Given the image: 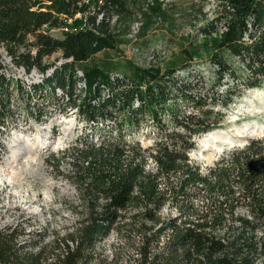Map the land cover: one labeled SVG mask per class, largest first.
Here are the masks:
<instances>
[{
    "label": "trees",
    "instance_id": "trees-1",
    "mask_svg": "<svg viewBox=\"0 0 264 264\" xmlns=\"http://www.w3.org/2000/svg\"><path fill=\"white\" fill-rule=\"evenodd\" d=\"M205 1L213 3V16ZM190 6L179 9L176 0H0V46L13 64L26 73L53 67L32 85L34 95L47 89L57 110L76 108L80 120L91 123L63 151L73 160L77 221L46 242L23 239L29 231L19 224L0 227V264H111L98 246L112 234L113 245L135 246V264H264V139L231 147L205 171L188 157L195 137L220 126L224 112L215 106L228 107L234 95L264 83V0H191ZM76 11L85 18L72 24ZM185 22L195 30L191 38L202 36L212 47L216 77L204 93L197 91L201 77L183 80L154 62L141 67L127 59L125 71L109 62L86 65L100 52L116 54L122 44L162 41L152 38L156 33L173 37ZM133 23H139L135 31ZM56 52L58 60L44 63ZM181 52L183 68L191 69L195 49ZM223 53L236 56L248 75L241 78ZM226 77L233 86L219 92ZM80 80L84 91L75 89ZM25 88L0 71V123L16 90L31 100ZM181 105L193 110L181 113ZM142 119L162 133L151 147L127 139L139 134Z\"/></svg>",
    "mask_w": 264,
    "mask_h": 264
},
{
    "label": "rangeland",
    "instance_id": "rangeland-1",
    "mask_svg": "<svg viewBox=\"0 0 264 264\" xmlns=\"http://www.w3.org/2000/svg\"><path fill=\"white\" fill-rule=\"evenodd\" d=\"M176 1L179 9L190 11L191 0ZM212 4V2H204V10L207 11V15L209 16L214 15ZM84 18L80 12L76 11L68 19V22L71 21L74 24L75 20H84ZM185 23L186 26H183L173 37H164L161 33H156L152 38H162V41H158L150 46L149 44L146 45L142 40L139 46L131 44L124 46L122 44L118 46L116 54L100 52L95 55L93 60L88 61L86 65L92 64L94 61L100 63L109 62L114 69L125 71V62L127 59L141 67H148L150 63L154 62L163 71L175 69L176 76L183 80L186 79L187 81L195 82L197 78L201 77V83L203 82L204 85L201 90L197 91L198 93H204L210 89L216 77L215 72L209 65L212 47L202 36H199L196 41L191 38L195 30L193 31V27L187 24L188 22ZM53 33L59 35V33ZM182 48L195 49L192 62L193 66H190L191 69L189 70L188 67L184 69V66H182V63H185L184 56L181 52ZM1 52L3 53V62L10 64L11 61L8 57L6 59L4 58L5 54L3 49ZM59 54V52H56L50 57L44 58V63L58 60ZM223 56L241 78L248 75L249 72L236 56H231L228 53H223ZM10 71L11 74L22 78L29 84H39L43 78L37 73L24 76L25 74L20 69L16 70L14 67ZM228 86H233L231 77H226L223 85L216 87V89H219V92H225ZM28 90H31V87ZM41 92L38 94L37 101H34V103L50 111L55 107L51 106L53 100L51 101V97L48 98V96L42 101L39 100ZM48 93H50L49 90L43 95L46 96ZM29 94L33 96V92ZM233 97V102L228 107L224 108L219 105L214 107L224 112V118L220 126L211 131L213 135L218 136L220 143L222 142V147L219 142L210 140V136L207 137L206 142L201 141L200 138L208 134L205 133L195 137V147L188 152L189 159L193 163L199 164L202 171L212 166L232 146L241 147V145H245L251 139L263 136L260 132L250 135L245 133L250 132L246 131L247 128L255 124H260L264 127V83L257 90L245 89L241 95H234ZM22 99L24 97L19 96L16 90L15 97L12 98L11 103L16 102L15 104H17ZM22 101L24 102V100ZM180 107L182 108L181 113L193 110L187 105H181ZM66 108L63 109L67 111ZM67 116L66 121L57 122L59 124L58 134L55 132L52 135L53 141H48V145L45 147H38L36 150L39 152V156L35 159L28 158L27 161H24L22 170L18 169L20 171L17 170L15 172L16 174H11L9 167L10 153L14 149L13 142L9 136L10 134H0V144H3L8 151V154L0 155V227L19 224L20 227L25 229V232L29 231L23 239H32V241L42 240V242H46L48 239H52L54 236L61 235L66 230L71 229L78 219V213L74 208L79 205L80 199L77 188L69 178L73 160L70 154H63V151L76 145L74 132L77 129L78 122L84 123V121L80 120L78 113L75 115V120L71 117L72 114H68ZM20 119L21 117L18 120ZM145 119H142L141 124L136 126L139 128V134L134 133L127 139L133 141L137 139L140 141L142 147H151V145H154L156 138L162 136V133L158 127H151L148 120ZM30 125H32V121ZM41 131V126H37L32 133H26L23 144L20 143L19 145L20 152H25L26 147L31 145L37 136L42 135ZM39 139L41 142L44 138L40 137ZM224 139L231 143L223 145L222 140ZM51 142L54 144H51ZM238 142L240 145H237ZM52 154L54 155V159L52 158ZM20 156L22 157V155ZM18 166L19 164L16 166L13 165L12 167L18 168ZM240 212H244V210L240 209ZM36 232H41L42 234L38 236ZM43 233L44 236H42ZM134 240L137 241L136 238ZM114 241L115 237L112 234L101 242L98 246V252L106 256L107 261L111 264H135V259L137 258L135 246H131V242L122 243L121 245L115 243L113 245ZM116 257L117 262L114 263L113 261ZM93 263H99V260L97 259Z\"/></svg>",
    "mask_w": 264,
    "mask_h": 264
},
{
    "label": "built area",
    "instance_id": "built-area-1",
    "mask_svg": "<svg viewBox=\"0 0 264 264\" xmlns=\"http://www.w3.org/2000/svg\"><path fill=\"white\" fill-rule=\"evenodd\" d=\"M99 18L103 19L107 22L111 21V23H113L115 20L114 17L109 19L108 16H103V15H101ZM69 22H71V21H69ZM138 26H139V23H133V25L131 26V29L133 31H135L138 28ZM58 30L59 29H57V28H51V29H49L48 32L52 35H56L53 32L58 33L59 32ZM43 31L45 32L46 28H44ZM129 36H132V35H129ZM2 49L4 50V54H5L4 58L6 59V57H8V59L11 61L10 64H6L3 62V59H2L3 53L1 52ZM32 53L34 54L35 51H32ZM0 61L3 65V67L0 69V71L3 74H5L6 76L21 79L25 84L26 91H29V93L32 92V85L33 84H29L27 81L23 80L22 78H19L15 75L11 74L10 70L12 67L16 68V70L20 69V71H22V73L25 74L24 76L30 75L31 73H37L38 75L43 77L42 80L44 79V77H46L45 76L46 74H48V73L50 74L53 70V67H49L42 73V72L38 71L36 68H33V69H31L30 72L26 73L24 67L15 66L13 64L11 56L8 55V53L6 52L5 48L2 45L0 46ZM57 63H59V61ZM50 69H51V71H49ZM78 75H80V76L82 75V72L80 70H78ZM29 87H31V90H28ZM85 87L86 86H85V83L83 80L78 81L75 85L76 91H84L83 89H85ZM43 90H45V91L41 92V94L39 95V100H41V101L47 98L45 95H43L47 91V89H42L41 91H43ZM54 92H55V95H57V96L62 94V91L60 89H56ZM14 97H11L10 102L8 104V107L5 108V112H7V113L4 114L3 122L0 123V134L7 135L9 133L10 134L9 136L13 142V147L15 149L20 148V146H19L20 143L23 144L25 134L26 133L27 134L32 133V131L37 126H41V129H42V131H41L42 135L40 137L44 138L43 140H41V141H43V144H44L43 147L47 146L48 141H53L52 135H54L55 132L58 134L59 124H57V122L66 121L65 119H66V117H68L67 116L68 114H72L71 117L73 118V120H75V118H76L75 115H76L77 109L71 108L70 106H66L67 111H65L64 109L63 110H59V109L57 110L56 105H55V107H53V105H51L53 108L50 111L43 109L44 112L38 114V112H36L34 109L39 108L38 106H40V105L34 103V101H37L36 98L38 97V95H34V93H33V96H30V94H29V97L31 100L24 98V99H22V100H24V102L22 100H20L17 104H15L16 102L11 103V100ZM32 99H33V101H32ZM12 105H13V107H11ZM15 117H17V118L15 119ZM20 117H21V119L18 120ZM31 121H32V125H30ZM90 124L91 123H88V122H84V124H83V122H78V124L76 126L77 129L75 128L76 131L74 132V140L75 141L78 140V137L80 135H83V130H86L87 132H89ZM87 135L89 137L92 136L91 133H87ZM101 139L102 138H100V140ZM93 140H94V142H96V144L100 143L98 141L97 137H94ZM51 144H54V143L51 142ZM5 154H8V151L6 150V148L3 144H0V155H5Z\"/></svg>",
    "mask_w": 264,
    "mask_h": 264
},
{
    "label": "bare ground",
    "instance_id": "bare-ground-1",
    "mask_svg": "<svg viewBox=\"0 0 264 264\" xmlns=\"http://www.w3.org/2000/svg\"><path fill=\"white\" fill-rule=\"evenodd\" d=\"M256 90H257V88H256ZM254 94V93H253ZM252 94V95H253ZM255 94H257V93H255ZM246 131H250V132H247V133H245V134H256L257 132L259 133H261L262 135H264V127L262 126V125H260V124H255V125H253V126H251L250 128H247V130ZM218 132V131H217ZM244 134V135H245ZM208 136H210L211 137V139L210 140H212L213 142H219V144H220V146L222 147V145H221V143H220V140L218 139V136H215V135H213V133L212 132H209L205 137H201L200 138V140L201 141H205L206 142V139H207V137ZM242 136H243V134H242ZM40 136L38 137H36V140H33V142L31 143V145H29L28 147H26V149H25V152H20V149H13L12 150V152L10 153V157H9V163H10V169H11V174L12 173H15L18 169H21L23 166H24V164H23V162L24 161H27L28 160V158H30V159H35V158H37L38 156H39V152L36 150L38 147H43V141H39L40 139ZM27 139V138H26ZM221 139V138H220ZM24 141V140H23ZM32 141V140H31ZM37 141V142H36ZM223 141V145H226V144H228V143H231V142H228L227 140H222ZM46 143V142H45ZM218 144V145H219ZM234 144V143H233ZM237 145H240V143L238 142V144ZM20 155H22V157L20 156ZM21 158V160H20V158ZM12 163H13V165H18L19 164V166H18V168H15V167H12L13 165H12ZM28 166V165H27ZM12 167V168H11ZM22 170V169H21ZM24 170V169H23ZM18 171H20V170H18ZM25 171V170H24ZM9 174V173H8ZM16 174V173H15ZM2 176V175H1ZM9 176V175H8Z\"/></svg>",
    "mask_w": 264,
    "mask_h": 264
},
{
    "label": "clouds",
    "instance_id": "clouds-1",
    "mask_svg": "<svg viewBox=\"0 0 264 264\" xmlns=\"http://www.w3.org/2000/svg\"><path fill=\"white\" fill-rule=\"evenodd\" d=\"M259 137H262V136H259ZM263 139H264V137H262ZM243 145H241V147H242ZM233 147V146H232Z\"/></svg>",
    "mask_w": 264,
    "mask_h": 264
}]
</instances>
